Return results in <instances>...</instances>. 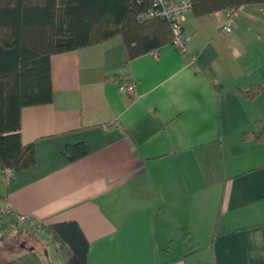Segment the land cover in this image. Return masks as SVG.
<instances>
[{"label":"crops","instance_id":"0c3cea01","mask_svg":"<svg viewBox=\"0 0 264 264\" xmlns=\"http://www.w3.org/2000/svg\"><path fill=\"white\" fill-rule=\"evenodd\" d=\"M230 9L187 13L183 53L127 60L116 38L51 56L52 102L21 110L35 164L8 185L0 173V197L31 225L76 222L86 264H264V144L243 136L264 128V3ZM20 234L39 233L0 239Z\"/></svg>","mask_w":264,"mask_h":264},{"label":"trees","instance_id":"16d2710c","mask_svg":"<svg viewBox=\"0 0 264 264\" xmlns=\"http://www.w3.org/2000/svg\"><path fill=\"white\" fill-rule=\"evenodd\" d=\"M189 1L196 15L264 3V0ZM151 8L149 2L138 4L135 0H0L1 174L5 170L24 171L35 164L34 145H24L21 140V110L52 102L51 56L116 38L122 41L127 60L150 53L170 43L172 38L168 22L138 21ZM260 92L255 86L239 91L248 100ZM243 136L264 144V128L258 135ZM63 154L74 161L87 154V146L81 143L66 147ZM44 228L59 248L63 264H86L88 242L76 222Z\"/></svg>","mask_w":264,"mask_h":264},{"label":"built area","instance_id":"2783aa9c","mask_svg":"<svg viewBox=\"0 0 264 264\" xmlns=\"http://www.w3.org/2000/svg\"><path fill=\"white\" fill-rule=\"evenodd\" d=\"M140 4L149 2L152 8L139 16L138 21L143 22L150 19L164 20L169 23L172 38L170 44L180 53L185 52L186 44L189 38L185 35L183 30V20L187 13L192 11V4L189 0H135ZM235 13L234 9L227 11L226 16L230 19ZM221 33L228 32L227 25L220 29ZM117 89L120 95L129 101L136 99V83L126 79L117 78ZM11 171L5 170L3 172V179L5 185H8L11 179ZM44 224L40 221L30 224V218L27 215L18 213L8 199L0 197V235L14 234L32 228L38 233L47 234Z\"/></svg>","mask_w":264,"mask_h":264},{"label":"rangeland","instance_id":"374dc122","mask_svg":"<svg viewBox=\"0 0 264 264\" xmlns=\"http://www.w3.org/2000/svg\"><path fill=\"white\" fill-rule=\"evenodd\" d=\"M178 236L173 223L165 231L164 242ZM178 243L176 240L167 244L176 246ZM0 264H63V260L59 248L47 234H20L0 239Z\"/></svg>","mask_w":264,"mask_h":264}]
</instances>
